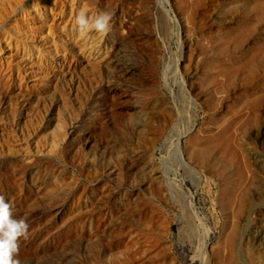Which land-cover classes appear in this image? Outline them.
<instances>
[{
	"label": "rangeland",
	"instance_id": "1",
	"mask_svg": "<svg viewBox=\"0 0 264 264\" xmlns=\"http://www.w3.org/2000/svg\"><path fill=\"white\" fill-rule=\"evenodd\" d=\"M170 1L184 102L158 0H0V195L28 224L20 264H264V0ZM81 11L113 12L112 31L80 32ZM181 115L184 180L161 165ZM190 200L215 233L204 258Z\"/></svg>",
	"mask_w": 264,
	"mask_h": 264
},
{
	"label": "bare ground",
	"instance_id": "2",
	"mask_svg": "<svg viewBox=\"0 0 264 264\" xmlns=\"http://www.w3.org/2000/svg\"><path fill=\"white\" fill-rule=\"evenodd\" d=\"M158 2L173 23V28L170 31V37L172 38L173 44H169L167 41L163 40L167 60H165L163 64L162 75L166 85L174 86L178 92L179 99L183 100L184 102V92H186L188 89L186 86L184 74L180 67L183 47L181 39V23L170 3V0H158ZM179 120V135L171 140L166 153L161 157V165L167 173L174 171L179 179L184 180L181 166L184 165L185 158L180 141L183 136L188 133V124L186 121V117L183 115L180 116ZM190 192L192 197L193 191L191 189ZM190 204L196 218L195 229L200 235L198 243L194 249L193 257L204 258V248L206 247L207 241L213 239L215 233L213 228L210 226L205 214L196 205V203H194L193 200H190Z\"/></svg>",
	"mask_w": 264,
	"mask_h": 264
},
{
	"label": "clouds",
	"instance_id": "3",
	"mask_svg": "<svg viewBox=\"0 0 264 264\" xmlns=\"http://www.w3.org/2000/svg\"><path fill=\"white\" fill-rule=\"evenodd\" d=\"M80 32L95 31L107 36L115 23V14L109 11L98 12L89 17L81 11L75 17ZM28 224L25 219H16L12 214V205L0 195V264H20L14 257L19 251L18 240L27 234Z\"/></svg>",
	"mask_w": 264,
	"mask_h": 264
}]
</instances>
